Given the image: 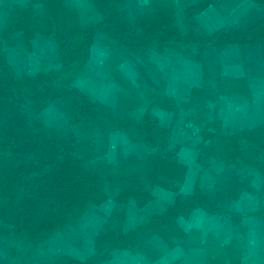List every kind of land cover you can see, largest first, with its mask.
I'll return each mask as SVG.
<instances>
[{
    "label": "rangeland",
    "instance_id": "rangeland-1",
    "mask_svg": "<svg viewBox=\"0 0 264 264\" xmlns=\"http://www.w3.org/2000/svg\"><path fill=\"white\" fill-rule=\"evenodd\" d=\"M230 1L228 7L234 4L231 9L238 8L226 22H219L222 26L217 32L249 34L248 27L264 19V4ZM49 3L0 0V69L14 82L48 73L61 67L58 43L66 42L70 51L79 41L90 40L85 55L66 69L63 82L67 86H63L86 96L87 108L92 104L93 110L81 107L77 114L62 98L52 100L39 113L35 109L30 113L38 127L71 134L84 143L81 154L90 151L91 155L84 166L97 177L105 198L88 202L77 216L42 240L31 238L14 220L6 224L0 220V264H74L88 260L90 264H185L180 256H165L166 250L185 235L164 238L161 227L155 226L140 233L134 247L125 242V236L156 216L143 222L140 219L149 213L146 204L154 186H146L150 195L146 200L141 195L117 198L119 185L114 181L121 174L116 171L120 166L126 175H134L144 160L151 158L149 149L140 144L142 138L157 137L168 130L173 117L180 123L192 122L189 141L207 167L205 183L217 184L201 186L206 201L194 208L218 211L225 204L223 200L220 203L221 186L232 199L251 194L253 201L244 198L237 204L239 217L246 218L238 231L245 235L249 264H264L261 44H234L221 50L212 43L184 44V36L211 35L205 30L207 24L195 17L203 8V0H61L57 14L51 12ZM112 14V22H106ZM174 69L181 73L177 76ZM199 75L203 78L201 88L190 92L183 89V83L192 84ZM101 107L106 108L103 124ZM160 110L167 114L161 116L157 113ZM115 123L124 128H114ZM195 131L197 138L191 134ZM163 136L165 144L167 134ZM174 146H162L165 156L174 157ZM167 184L171 189L177 187L174 181ZM181 199L178 196L176 202L181 204Z\"/></svg>",
    "mask_w": 264,
    "mask_h": 264
},
{
    "label": "trees",
    "instance_id": "trees-1",
    "mask_svg": "<svg viewBox=\"0 0 264 264\" xmlns=\"http://www.w3.org/2000/svg\"><path fill=\"white\" fill-rule=\"evenodd\" d=\"M209 1L203 0L201 6L204 7ZM252 1L264 4V0ZM48 5L51 12L57 14L61 0H50ZM115 9V6L111 7L113 13ZM22 13L26 15L25 11ZM112 16L113 14L106 22H112ZM247 30L251 32L235 34L222 30L203 38L184 36L181 40L184 44H193L196 41L201 44L212 43L217 50L234 44L254 45L258 42L261 44L264 60V19L256 20ZM27 34L32 37L33 33L27 29ZM90 36L89 33L88 37ZM66 45V42L58 43L63 60L57 70L14 82L7 78L6 70L0 69L2 83L0 86V220L4 224L14 220L27 235L31 238L37 236L38 240H42L49 232L60 228L77 216L88 202L97 203L105 198V192L97 185V177L84 166L91 160L90 151L88 155L81 154L84 143L79 142L80 139L71 134L38 127L30 113L31 109L39 113L52 100L62 98L71 104L75 112H79L77 114H80L81 107L87 108L89 101L86 96L80 95L75 88L64 87L67 85L63 81L66 69L85 55L90 40L87 38L79 41L70 51H67ZM7 83L14 85L9 87ZM89 108L93 110V105H89L86 110ZM105 109L101 107L100 110L103 115L100 121L102 124ZM82 112L87 113V111ZM156 123L154 121L155 125ZM114 128L124 127L116 124ZM164 133L166 132H162L157 137L150 135L142 138L144 142L152 143L157 151L151 155V158L144 160L143 166L134 171V175H126L123 166L116 170L121 172L114 179L119 185L117 198L122 195L135 197L141 195L146 200L150 198L145 191L148 184L164 186L170 181L183 180L185 167L178 163L175 153L174 157L170 154L166 157L161 149L166 144L163 142ZM93 145L95 146L92 144L91 149ZM176 200L162 215L153 216L152 221L141 224L125 236V242H129L134 247L138 244L140 233H145L155 226L161 227L160 233L164 238L183 236L176 218L187 215L195 206H204L206 198L201 188L195 186L192 195L182 197L181 204ZM90 262L91 260L74 264H90Z\"/></svg>",
    "mask_w": 264,
    "mask_h": 264
},
{
    "label": "crops",
    "instance_id": "crops-1",
    "mask_svg": "<svg viewBox=\"0 0 264 264\" xmlns=\"http://www.w3.org/2000/svg\"><path fill=\"white\" fill-rule=\"evenodd\" d=\"M230 2V0H210L205 3L201 11L197 10L198 12L195 17L199 20V23L202 24V22H204V24H207L205 25V30L214 34L222 26V24L219 25V22H226L228 20L227 16L229 15V17H231L233 15L232 10L238 8L231 9L234 4L228 7L227 3L230 4ZM236 5L237 4H235V6ZM208 23H210L211 28ZM215 25H217V27ZM190 36L197 38L193 35ZM196 57H199V55ZM184 59L183 57V60ZM175 60H178V58ZM174 70L178 73L177 76L181 73L179 70ZM182 75L185 76L183 71ZM202 84L203 78L201 79V75H199L192 84L183 83V89L188 88L190 92L191 89L201 88ZM177 88H175V90H177ZM188 98H190V95H188ZM166 112L167 111L160 110L157 113L160 115L164 113L163 115L165 116L167 114ZM170 120V128L168 127V130H165L167 134L166 143L168 146L172 144L175 145V155L178 163L185 167V175L181 182H176L177 187L174 189L169 188L171 185L167 183L164 186L155 185L152 188L150 192L151 200L146 204V210L149 211V213L143 217L141 215L142 218L140 219H143L141 220L142 222L153 215L166 212L173 206L178 196L183 197L192 195L195 186L200 188L201 186H205V188L206 186H217V184L212 186L211 184L208 185L205 183L208 177L206 174V172H208L207 167L205 163L199 161V152L189 141V139H191L189 129H191L192 122L188 121L186 123V121H183L180 123L176 121L174 117ZM191 134L195 138L198 137L197 131ZM140 144L144 148L149 149L150 155L155 154L157 151L152 143L143 141V143L141 142ZM210 170L211 168L209 171ZM221 189L220 203L224 201L225 204H223L218 211L197 207L191 210L187 215H180L176 218V222L182 228L185 238L183 237L181 241L167 249L165 253L166 257L180 256V261H184L185 264H249L250 260L245 258V235L242 234L240 236L238 231V227L241 224L243 226L245 225L246 218L244 216L242 218L239 217L237 213V204L239 200L244 198L247 200L250 199L251 201L254 199L249 193L245 195V197L238 195V197L236 196V198L232 199L227 191H225L227 189L226 187L222 188L221 186ZM257 205L259 206L258 203ZM153 208L158 210H154ZM140 212H143V210L141 209ZM259 262L261 263V261Z\"/></svg>",
    "mask_w": 264,
    "mask_h": 264
}]
</instances>
